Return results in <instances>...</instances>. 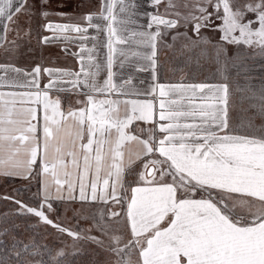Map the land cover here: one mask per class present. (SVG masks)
Here are the masks:
<instances>
[{
    "label": "snow or ice",
    "instance_id": "obj_1",
    "mask_svg": "<svg viewBox=\"0 0 264 264\" xmlns=\"http://www.w3.org/2000/svg\"><path fill=\"white\" fill-rule=\"evenodd\" d=\"M66 7L0 0V264H264V0Z\"/></svg>",
    "mask_w": 264,
    "mask_h": 264
},
{
    "label": "crops",
    "instance_id": "obj_2",
    "mask_svg": "<svg viewBox=\"0 0 264 264\" xmlns=\"http://www.w3.org/2000/svg\"><path fill=\"white\" fill-rule=\"evenodd\" d=\"M66 5H67L66 7L67 9L64 10L70 12L71 9H68L69 8L68 4ZM46 34L51 36L50 33H46ZM65 44L67 45L68 52H72L74 49L78 50L77 41L74 38L66 40L63 37H56L52 40L51 43L43 45L42 48L40 45H37L39 51L35 54L33 60L23 63L18 61V63L22 65H31L34 64L35 62H40L41 60H43L44 66H61V67L69 66L72 65L73 63H78V61H75L73 57L66 55ZM36 50L37 49H35V51ZM41 52H43V55H41ZM28 55L29 56L33 55V52L28 53Z\"/></svg>",
    "mask_w": 264,
    "mask_h": 264
},
{
    "label": "rangeland",
    "instance_id": "obj_3",
    "mask_svg": "<svg viewBox=\"0 0 264 264\" xmlns=\"http://www.w3.org/2000/svg\"><path fill=\"white\" fill-rule=\"evenodd\" d=\"M56 3L61 2V0H55ZM64 3L68 4L69 8L73 11H76V5L80 4L83 2V0H63ZM94 2V0H93ZM67 9V8H65ZM34 47L35 49H37L36 51L33 52V55L29 56L28 54L25 56V58H21L19 60V62L23 63V62H27L30 60L34 59L35 54L39 51V48H37V44L35 43V41H33ZM170 78L174 79V77H172L171 73L167 74ZM23 182L20 181L19 179H16L15 181L13 180H8L5 181L3 178H0V196H3L4 194H12L13 190L16 189L17 187H19ZM33 191H35V188H33ZM10 207V202H6L2 199H0V212H4L7 211L8 208Z\"/></svg>",
    "mask_w": 264,
    "mask_h": 264
},
{
    "label": "flooded vegetation",
    "instance_id": "obj_4",
    "mask_svg": "<svg viewBox=\"0 0 264 264\" xmlns=\"http://www.w3.org/2000/svg\"><path fill=\"white\" fill-rule=\"evenodd\" d=\"M70 12H74L73 10H70Z\"/></svg>",
    "mask_w": 264,
    "mask_h": 264
},
{
    "label": "trees",
    "instance_id": "obj_5",
    "mask_svg": "<svg viewBox=\"0 0 264 264\" xmlns=\"http://www.w3.org/2000/svg\"><path fill=\"white\" fill-rule=\"evenodd\" d=\"M11 206V205H10Z\"/></svg>",
    "mask_w": 264,
    "mask_h": 264
}]
</instances>
